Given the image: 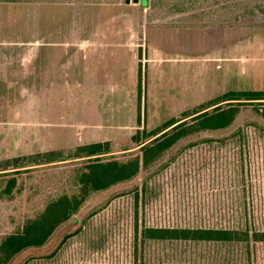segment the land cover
I'll return each mask as SVG.
<instances>
[{"label": "rangeland", "instance_id": "374dc122", "mask_svg": "<svg viewBox=\"0 0 264 264\" xmlns=\"http://www.w3.org/2000/svg\"><path fill=\"white\" fill-rule=\"evenodd\" d=\"M239 1L0 0V159L96 141L130 159L141 153L139 129L228 91L264 90V15L231 21L264 0ZM258 104H241L228 128L183 138L134 178L93 192L76 214L82 231L26 264H253L245 242L152 240L143 231L264 230ZM84 159L0 171V245L71 187Z\"/></svg>", "mask_w": 264, "mask_h": 264}, {"label": "trees", "instance_id": "16d2710c", "mask_svg": "<svg viewBox=\"0 0 264 264\" xmlns=\"http://www.w3.org/2000/svg\"><path fill=\"white\" fill-rule=\"evenodd\" d=\"M125 1L130 2V0ZM233 1H236L235 4L241 2ZM255 12L264 15V4L258 3L250 11L247 7H243L240 13L231 17V21H237L248 13ZM140 89L141 82H139V95ZM260 100H264V90L228 91L192 112L185 111L179 116L168 119L152 130L139 129L132 139L137 145H141V153L131 156L130 159L109 156L108 154L112 152L110 141L79 144L71 153H66L63 149H50L0 159L1 171L85 158L83 164L72 169L69 177L71 187L68 190L52 199L36 218L26 222L22 230L3 238L0 245V264H26L36 257L52 256L69 238L82 231L83 224L78 221L76 214L93 192L107 190L120 182L134 178L141 168L152 166L183 138L202 131L228 128L240 113L241 104L257 101L259 104L256 111L264 117V101L260 102ZM224 101L229 102L221 104ZM214 105L216 106L208 109ZM139 109L140 121V106ZM148 140L150 141L147 142ZM3 173L7 171L0 172V175ZM14 183L15 181L7 187V193H11ZM143 236L152 240L245 242L250 247L253 264H264V230L238 227L150 226L145 228Z\"/></svg>", "mask_w": 264, "mask_h": 264}, {"label": "crops", "instance_id": "0c3cea01", "mask_svg": "<svg viewBox=\"0 0 264 264\" xmlns=\"http://www.w3.org/2000/svg\"><path fill=\"white\" fill-rule=\"evenodd\" d=\"M36 43V42H35ZM33 45L34 46H36L34 43H33ZM40 48H41V45H40V47L39 48H36V47H33V49H34V53H33V59H37L38 57H40L41 56V54H40ZM39 52V53H38ZM2 55H5V53H2V52H0V85H1V87H0V90H1V88H2V84H3V77H2V69H4L3 70V73H5V59H3L2 58ZM15 55V54H14ZM88 56V55H87ZM5 58V57H4ZM11 59H16V57H14L13 55H11V57H10ZM10 59V60H11ZM11 67V66H10ZM15 71H18L16 68H15ZM34 73H35V68H34ZM37 91H38V86H37ZM88 91H89V86H88Z\"/></svg>", "mask_w": 264, "mask_h": 264}, {"label": "water", "instance_id": "95a60500", "mask_svg": "<svg viewBox=\"0 0 264 264\" xmlns=\"http://www.w3.org/2000/svg\"><path fill=\"white\" fill-rule=\"evenodd\" d=\"M135 2H139V0H134Z\"/></svg>", "mask_w": 264, "mask_h": 264}]
</instances>
